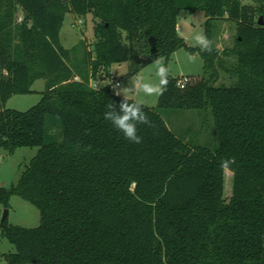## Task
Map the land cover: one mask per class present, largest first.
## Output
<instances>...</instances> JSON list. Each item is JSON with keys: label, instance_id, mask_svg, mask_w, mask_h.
<instances>
[{"label": "trees", "instance_id": "1", "mask_svg": "<svg viewBox=\"0 0 264 264\" xmlns=\"http://www.w3.org/2000/svg\"><path fill=\"white\" fill-rule=\"evenodd\" d=\"M182 11L205 12L210 52L179 35ZM68 14L93 16L92 50L85 41L80 55L62 45ZM261 17L264 0H0V147L39 149L16 186L0 187V204L8 209L19 195L41 215L36 228L4 221L2 236L16 252L0 262L264 264ZM221 20L238 24L230 68L214 43L213 25ZM182 48L200 52L203 76L181 89L169 75L158 107H144L151 126L138 125L142 142H130L104 118L106 105L119 109L123 99L115 82H91L125 62L128 76H136ZM220 68L232 84H216ZM39 79L46 90L36 106L6 107ZM160 109L211 113L218 145L177 135ZM226 171L233 174L228 200Z\"/></svg>", "mask_w": 264, "mask_h": 264}, {"label": "rangeland", "instance_id": "2", "mask_svg": "<svg viewBox=\"0 0 264 264\" xmlns=\"http://www.w3.org/2000/svg\"><path fill=\"white\" fill-rule=\"evenodd\" d=\"M246 3L254 5L252 2ZM256 17L259 18V15L256 14ZM207 19L205 12H196L186 18L180 17L178 24L179 35L185 39L189 46L197 47L194 46L195 42L193 40L195 34L200 32L206 34ZM79 21H82V23ZM95 25L96 21L92 15L77 17L73 14H68L61 30L62 45L67 49L76 48L80 55L82 43L85 41L92 50L93 43L96 40ZM213 35L215 46L219 51V57L224 60L226 67H232L236 63V56L231 51L234 49L238 38V24L226 20L218 21L213 25ZM189 56L195 59L189 60ZM164 63L170 68V76L177 79L189 77L191 81L202 77L204 74V59L200 52L192 53L182 48L176 51L169 60L164 59ZM155 70L156 65L153 62L141 70L138 75L145 82H157L158 78L155 76ZM110 72L116 80L121 82L122 87H127L131 77H133L128 76V62L114 64ZM109 78V74L103 73L99 78L101 82L97 84L103 87L115 82L114 79ZM234 80L235 78L229 72L222 68L219 69L217 85H230ZM32 90L33 92L29 94L12 96L8 100L6 107L18 111H28L36 106L41 101L43 92L46 90V81L44 79L37 80ZM129 99L142 100L146 106L157 108L160 96L157 98L132 95L129 96ZM159 111L171 129L192 144L211 148L218 145V132L211 113L195 109H160ZM38 150L37 147H19L11 152L6 148L0 147V187L11 188L16 186L31 160L37 155ZM232 187L233 174L230 171H226L225 198L227 200L232 196ZM7 210L9 211L8 223L11 225L24 228H36L40 225L41 215L39 209L32 202L25 200L19 195L11 197L10 207ZM5 211L6 208L0 204V255H9L16 252L15 246L2 236V219ZM0 264H8V262L3 259ZM27 264L36 263L30 262Z\"/></svg>", "mask_w": 264, "mask_h": 264}, {"label": "clouds", "instance_id": "3", "mask_svg": "<svg viewBox=\"0 0 264 264\" xmlns=\"http://www.w3.org/2000/svg\"><path fill=\"white\" fill-rule=\"evenodd\" d=\"M194 46L199 47L202 51H211L213 42L203 32L194 35ZM189 60H194L192 56ZM156 65L155 76L158 78L157 82H145L141 76L136 75L131 77L129 85L122 87L114 85V94L116 96H123L117 109L114 101L106 105L104 118L110 121L114 128L123 133L124 137L133 143H141L142 137L137 134L138 125L151 126L146 112L144 111L145 104L142 100L130 101L129 96L142 97H159L164 94L169 84L170 68L164 63L162 57L154 61ZM229 161H224L222 167H227Z\"/></svg>", "mask_w": 264, "mask_h": 264}, {"label": "built area", "instance_id": "4", "mask_svg": "<svg viewBox=\"0 0 264 264\" xmlns=\"http://www.w3.org/2000/svg\"><path fill=\"white\" fill-rule=\"evenodd\" d=\"M79 22L82 23V21H79ZM113 79L115 80V84H116V85L121 86V82H120L119 80H116L115 78H113ZM77 80H79V79L77 78ZM189 81H190V78H189V77H183V78L179 79V81H178V86H179L181 89H184V88H186V86L188 85ZM90 86L93 87V88H99V87H100V86L97 84V82H91Z\"/></svg>", "mask_w": 264, "mask_h": 264}, {"label": "water", "instance_id": "5", "mask_svg": "<svg viewBox=\"0 0 264 264\" xmlns=\"http://www.w3.org/2000/svg\"><path fill=\"white\" fill-rule=\"evenodd\" d=\"M188 15H189L188 12H186V11H182L180 17L185 18V17H187ZM259 24L262 25V26L264 25V20H263V18H260ZM8 214H9V211L6 209V211H5V213H4V216H3V219H2V225H3L4 221L8 218Z\"/></svg>", "mask_w": 264, "mask_h": 264}, {"label": "crops", "instance_id": "6", "mask_svg": "<svg viewBox=\"0 0 264 264\" xmlns=\"http://www.w3.org/2000/svg\"><path fill=\"white\" fill-rule=\"evenodd\" d=\"M190 15V14H189ZM188 15V16H189ZM186 18V17H185ZM111 68H112V66L109 68V70H108V72H104V74H109V79H113V78H115L112 74H111V72H110V70H111ZM116 79V78H115ZM104 80H106V79H104ZM99 82H101V81H97V83H99ZM101 85V84H100ZM114 92V91H113Z\"/></svg>", "mask_w": 264, "mask_h": 264}]
</instances>
